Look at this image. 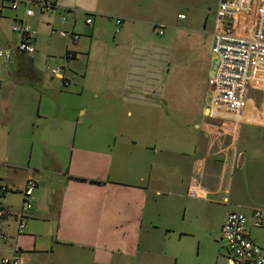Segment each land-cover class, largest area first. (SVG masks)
<instances>
[{
    "label": "crops",
    "instance_id": "crops-1",
    "mask_svg": "<svg viewBox=\"0 0 264 264\" xmlns=\"http://www.w3.org/2000/svg\"><path fill=\"white\" fill-rule=\"evenodd\" d=\"M9 2L0 0V48L15 47L18 35L11 24L19 20L28 23L36 38L35 56L14 53L10 69L0 66V133L6 129L1 136L6 145L0 155V183L7 185L0 208L7 211L4 228L12 235L0 238V257L22 251L26 264H156L157 258L164 264L184 262L186 255L180 259L167 248V232L173 229L168 218L176 219L179 212L159 201L166 190L170 196L184 197L183 189L200 186L191 175L199 157L192 160V152L178 148L185 142L182 137L174 139L177 149L168 148L171 110L186 106L189 87L162 76L170 70L164 68L165 60L160 66L156 36L170 24L159 14L161 1L58 0L51 14L32 5V16L25 14L24 4L13 9ZM117 18H122L120 26ZM62 29L79 32L80 40L60 36ZM67 48L76 51L68 63V89L39 66L40 58L62 62ZM197 92L194 88L190 96L194 114L199 112L193 126L200 131L198 126L211 119L206 116L205 95ZM210 123L203 159L207 166L233 176L247 156L241 140L252 135L264 156V126L225 122L226 132L221 133L218 123ZM199 139H190L196 155L202 151ZM133 145H138L137 152ZM152 150L159 153L151 155ZM26 153L27 160L21 157ZM170 159L177 161H172L176 173L166 175ZM260 162L264 165V157ZM30 176L39 184L27 228L17 233L12 215L19 198L12 196L22 197L21 188ZM225 182L230 195L227 179L201 185L204 190L199 192L208 195L209 189L217 194ZM229 195L223 199L230 201ZM239 196L247 197V191ZM254 200L260 202L264 196ZM162 227V238L155 237Z\"/></svg>",
    "mask_w": 264,
    "mask_h": 264
},
{
    "label": "rangeland",
    "instance_id": "rangeland-1",
    "mask_svg": "<svg viewBox=\"0 0 264 264\" xmlns=\"http://www.w3.org/2000/svg\"><path fill=\"white\" fill-rule=\"evenodd\" d=\"M160 1L161 6L159 14L161 15V18H166L170 24L166 27H161L160 29L163 31V34L156 36L160 41V66L163 63V60H165L164 68L168 71L170 70L169 72L165 71V75L162 76L166 79H173L180 85L183 84V86L187 85L189 87V92L187 89L189 96L186 101V106L177 109L176 111L171 110L168 127V148L170 150H173L174 148L177 149L174 139L182 137L185 142L179 143L178 148L187 152H192V160H196L199 157L196 162H194L193 169L191 170L192 179L195 177L198 181V185H200L199 187H196L199 191L204 190L201 185L205 188L208 182H211L210 184H212L216 181L222 182L225 179L229 182L230 189L229 195L226 191L227 185L225 182V185L220 187L222 190L217 194L211 192V190L207 188L209 194L203 198L191 194L190 189L189 191L188 189H183L184 197L177 195L170 196V194H168L169 191H164L166 194L159 201V205L162 204L164 207H173L179 212V217L177 216L178 218H168L169 221L171 220L170 223L172 224L173 229L167 232L169 239L167 242V248H172L178 254L180 259L186 255V257H184V262L181 260L180 264H228L223 244L220 239L222 234L221 225L223 224L226 215L232 210L241 207L243 210H246L243 203H248L247 205L249 206L264 204V200H259L260 202L254 200L264 196V165H261L260 162V158L264 156H262V152L260 151L261 149L257 137L252 135L249 140L244 138L241 140L243 150L247 156L245 157V160L244 158L241 159L244 160L245 163L241 164L239 168H235L233 176H231L230 171H228L229 175L226 177V173H223V169H214L211 164H208L207 166V162L203 161L204 153L208 152L209 137L208 135H205V133H209V124H211V121L214 124L218 123L219 131L223 133V121H221V119L217 120L210 118L211 120L206 121L205 125H202V127H200V125L198 126V128H200L199 130L202 132L198 131V129L193 126V123L195 122V118H199V112H197L198 116L194 114L195 106L190 94L195 88L198 91V95L204 97L207 89L206 78L210 75L209 70L212 69L213 71L210 49L212 46L211 32L214 27L217 0ZM178 13H184L185 18H179ZM164 43L165 53L162 51ZM14 53L11 61L14 59ZM0 61L4 62H0L2 68L6 67L10 69V67H8V62L10 61ZM62 63L63 61L58 62L57 58H49L46 60L40 58L39 60V66L45 68L47 77L51 75L50 69L52 66L61 65ZM68 77L71 80V84L67 86H65L61 79L58 80V78H55V83L61 84V86L64 85L67 87L66 89H68L72 86V79L69 73ZM181 90L183 93L186 92L183 87ZM257 98L260 99V96H257ZM36 123L37 122L34 121L33 131L35 132L38 129ZM206 125L208 126L206 127ZM240 126L241 125H239V127ZM250 128L252 130L254 129L253 126ZM258 129L260 128L258 127ZM262 131H264V129H262ZM4 134H6V129L0 133V155L4 151L6 145V139L1 137ZM20 135L21 131L17 134V140ZM195 137L198 139L200 138L198 141L199 145H197L198 147L200 146L199 148H201L202 151L201 153L198 152V155L195 154V150L194 152L192 150L194 149V146H190V139ZM142 149L144 150L143 146ZM69 151L70 150L66 152V155H68ZM132 151L137 152L138 145H133ZM158 153L159 152L155 153L152 150L151 155ZM170 154L173 155L174 153L170 151ZM241 155H243V152H241ZM174 156L178 157V154H175ZM21 157L27 160L28 154H22ZM172 161L177 162L176 159H170V163L166 169V175L176 173L174 167L177 164L172 163ZM256 174L259 176V180L255 179ZM167 182L169 181L167 180ZM241 190L247 191V197L242 198V196H239ZM225 194L230 196V201H225L223 199ZM12 197L14 199H17L18 197V203L20 205L21 197L16 194ZM235 200L237 202H235ZM241 200L246 202H242ZM166 220L167 218L164 217V221ZM165 231V228L162 227L155 237L162 238V233ZM257 234L260 237L259 242L264 245V230L257 232ZM164 263L165 262L162 259H156V264Z\"/></svg>",
    "mask_w": 264,
    "mask_h": 264
},
{
    "label": "built area",
    "instance_id": "built-area-1",
    "mask_svg": "<svg viewBox=\"0 0 264 264\" xmlns=\"http://www.w3.org/2000/svg\"><path fill=\"white\" fill-rule=\"evenodd\" d=\"M9 4L13 9L24 4L25 14L32 16V5L49 13L57 0H10ZM3 7L1 3L0 10ZM178 16L184 17V14ZM90 20L88 17L87 21ZM121 22V18L116 19L117 24ZM11 29L18 34V40L14 48H0V60L11 61L14 52L27 54L30 58L35 56V31L23 20L11 24ZM158 33L162 34V30ZM68 34L67 31L60 32L62 37ZM211 36L210 54L216 61L207 78L206 116L221 119L222 127L225 122L235 127L244 122L264 126V0H218ZM72 39L78 41L79 35L73 33ZM50 74L69 85L63 67H51ZM223 130L226 132L225 128ZM38 181L30 176L21 188L20 205L12 215L17 233H23L27 228ZM6 190L7 185L0 183V193ZM190 193L206 196L194 187L190 188ZM244 207L246 210L242 207L232 210L224 218L221 242L231 264H264V245L257 234L264 230V204ZM6 212L0 208V238L7 240L12 235L4 228ZM26 259L22 251H17L1 256L0 264H26Z\"/></svg>",
    "mask_w": 264,
    "mask_h": 264
},
{
    "label": "trees",
    "instance_id": "trees-1",
    "mask_svg": "<svg viewBox=\"0 0 264 264\" xmlns=\"http://www.w3.org/2000/svg\"><path fill=\"white\" fill-rule=\"evenodd\" d=\"M57 3H58V0H57ZM57 5L58 4H56L55 5V7H54V9L51 11V12H49V13H46V14H51L54 10H56L57 9ZM38 6V5H37ZM40 8V10L42 11V12H44L43 10H42V8L41 7H39ZM45 13V12H44ZM88 18V17H87ZM87 18H86V22H88V23H92V19H91V17H89L91 20L90 21H87ZM63 20H64V22H63ZM121 20H122V18H121ZM66 18L65 17H62L61 18V22H62V24H64V23H66ZM25 22V21H24ZM26 23V22H25ZM122 23V22H121ZM121 23L120 24H117L118 26H120L121 25ZM28 24V23H27ZM29 27V26H28ZM30 28V27H29ZM31 29V28H30ZM61 31H67V32H69V34L68 35H66L65 36V38H70L72 41H74L75 43L76 42H78L79 40H80V37H81V35H80V33L79 32H77V31H75L74 29H70V30H64V29H62V30H60L59 31V35H60V32ZM15 33V32H14ZM73 33H75V34H78L79 35V40L78 41H75V40H73L72 39V34ZM17 34V33H16ZM18 35V34H17ZM61 36V35H60ZM73 57H76V51L73 49V48H67L66 49V51H65V55H64V57H63V63L61 64V65H58V66H61V67H63V69L66 71V75H67V77L66 78H68V80H69V84H71V80H70V78L68 77V73H70V68H69V65H68V63L70 62V60L73 58ZM52 67H54V66H52ZM63 83H64V81H63ZM66 86V85H65ZM39 184V183H38ZM38 184H37V186H38Z\"/></svg>",
    "mask_w": 264,
    "mask_h": 264
},
{
    "label": "water",
    "instance_id": "water-1",
    "mask_svg": "<svg viewBox=\"0 0 264 264\" xmlns=\"http://www.w3.org/2000/svg\"><path fill=\"white\" fill-rule=\"evenodd\" d=\"M215 59H212V61H211V64H212V68L215 66ZM210 74H212V69L210 70ZM207 111V110H206Z\"/></svg>",
    "mask_w": 264,
    "mask_h": 264
}]
</instances>
